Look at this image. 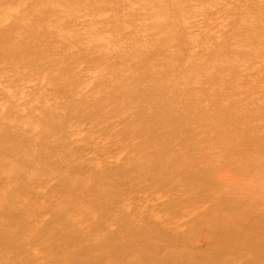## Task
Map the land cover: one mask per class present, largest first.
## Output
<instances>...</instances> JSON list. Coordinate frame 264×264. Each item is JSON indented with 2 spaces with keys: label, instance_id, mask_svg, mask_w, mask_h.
I'll list each match as a JSON object with an SVG mask.
<instances>
[{
  "label": "bare ground",
  "instance_id": "bare-ground-1",
  "mask_svg": "<svg viewBox=\"0 0 264 264\" xmlns=\"http://www.w3.org/2000/svg\"><path fill=\"white\" fill-rule=\"evenodd\" d=\"M263 74L264 0H0L4 205L58 207V264H199L189 251L204 243L221 258L201 264H264L244 217L264 198L234 197L231 184L219 201L197 199L229 174L259 187L264 109L237 108L264 106ZM242 144H260L258 157L235 154ZM222 210L236 212L235 239Z\"/></svg>",
  "mask_w": 264,
  "mask_h": 264
},
{
  "label": "rangeland",
  "instance_id": "rangeland-1",
  "mask_svg": "<svg viewBox=\"0 0 264 264\" xmlns=\"http://www.w3.org/2000/svg\"><path fill=\"white\" fill-rule=\"evenodd\" d=\"M13 5H15V4H13ZM14 7H16L15 9H17V7L19 8V5L13 6V8ZM143 12H144V10H143ZM252 15H253V13H252ZM45 25L46 24H44V26ZM138 26H140V25H137V27L135 28L136 30H134L132 26H131L132 28L130 27V30H133V34H134V32H136L134 35H137L139 33L138 31L142 30V27L141 26L138 27ZM45 27H43L44 28L43 34H46V36L48 34L49 37L47 36V38L50 39L51 38L50 37L51 33L49 34L50 29H48L47 26H45ZM46 29H48V31H46ZM45 32H47V33H45ZM105 35H106V33H103V36H105ZM58 36L59 35H57V37H56L54 35L53 36L54 40H55V37L57 39ZM119 39H121V41ZM119 39L117 40L119 43L116 41L118 43L117 45H119V46L123 45V43L125 45H127V43L129 42L128 41L129 39L124 38V37L123 38L121 37ZM143 43L144 42H141L138 44L139 45L138 48L140 47L141 50H145L149 47L148 46L146 48V46H147L146 44L149 45V43L147 41H145L146 46ZM115 46H116V43H115ZM65 56L68 57L69 54H66ZM81 59H83L82 56H81ZM101 59L104 60L105 57H101V58L99 57L98 59H96V62L102 61ZM78 60H80V58ZM82 64L83 63L80 60L79 61L80 67H83L84 64L83 65ZM82 73H84L83 70H82ZM262 77H264V74ZM252 81H253V85L251 84ZM252 81L250 82L248 87H250L251 89H254L253 88V86H254L256 88V90L255 89L254 90L256 92H258L260 88L258 87V85L255 86L256 82L254 80H252ZM254 82H255V84H254ZM246 86H245V88L249 89ZM257 88H259V89H257ZM251 89H249V90L251 91ZM263 94H264V92H263ZM261 96H262V101H263L264 95L261 94ZM256 104H258V105H256ZM259 104H261V102H259V103L256 102L255 104H249V105H239V108H237V109L239 110L240 113L241 112L248 113L250 111L249 113L252 112L253 114H257L259 112H262V110L264 109L263 108L264 106L263 107H262V105L259 106ZM211 110L214 112L220 111L219 108H211ZM227 122L232 123L231 120L227 121ZM227 122L223 123L220 126L221 132H224V131L226 132L231 128L230 123H227ZM233 124H236V120H233ZM3 142H4L3 138L0 137V143L3 144ZM13 143H14V145L17 146L20 144V140L19 139H13L11 141V144L13 145ZM254 147H256V148H254ZM259 149H261L260 144H257V146H256V144H254L252 146H245L242 144L240 146H238V145L235 146L232 150L234 151L235 154L238 153V156L241 154L243 156H251V157L257 158ZM53 154L50 155V153H49V156L47 157V161L50 163L52 162L53 163L52 165L58 163V160H60L57 152L53 153ZM213 155L218 156L219 150H215L213 152ZM53 160H54V162H53ZM262 164H264V162H262ZM41 166H43V165H41ZM3 175H2V177L6 176V175H4V176ZM229 175L232 176V174H229ZM225 176H226V174H225ZM230 176H227V179L229 178L227 180V185L221 184V186H220L221 190L215 189L214 192L200 193L197 197L198 201L203 202L205 205L208 203H213L214 201H219L223 194L231 193L232 188L230 186H233L231 184H235V185L240 186L239 188H237V190L233 189L235 191V193H232V195L234 197H239V198L240 197L241 198L247 197V196H249L248 194L252 193V196H254V194H255V195H259L262 198H264V187H262V185H264V176L259 178V180H257L256 185H258L259 187L253 186L249 189H248V187H245V185L251 181L250 178H244V177H242V175L232 176L231 178H230ZM35 179H36V182L38 181V179L40 181V178L37 179L35 177ZM210 179L208 178L206 181H210ZM245 181H246V184H245ZM247 181H248V183H247ZM38 182L36 183L37 186H39ZM57 182H56V185L58 188ZM4 196H5V194L0 191V262L2 263L5 261H9L10 264H58V239L61 237V233H62L61 230H58V226L60 228L63 227V224L61 225L60 222L58 221V207H53V205H52V208H51V206L45 205L46 202H44V200H38L37 201L36 198L23 197V200H21L18 203V205H16L18 207H16V209H14L13 211H10L9 207H6V205H4V203H3ZM33 197H35V196H33ZM41 198L45 199V197H41ZM136 200L138 202L137 204H143L144 201H146V199L143 200L141 197L136 198L135 202H136ZM232 205L235 207L234 203H232ZM234 211L230 212L229 210H225V211L222 210L220 212L219 223L221 222L220 224H223V225H227V224L232 225V226H227L229 230H226L224 232V237L226 239L227 238L228 239H231V238L235 239L236 230H235V226H234V221L236 220V212H234ZM248 211H249L248 214L244 217L248 221L250 220V222L252 223L251 225H255L251 232L252 233H256V232L258 233L257 236L259 237L258 238L259 240H257V243H258L257 246L259 247V249L262 250L264 248V242H263L264 241L263 240L264 234H262V231H264V221L263 222H259V221H261L260 216L264 215V199H262L261 202H258L255 204H253V203L250 204ZM163 213H164V211L157 212L156 215L154 214V216L158 217L160 214V217H165L166 215ZM188 215H190V213H188ZM115 221H116V219L114 217L109 218L107 220L108 223H115ZM85 223H86V221H85L84 217H80L77 219L75 226L78 225L77 227H79V225H82ZM34 225H36V226H34ZM49 227H50V229H49ZM41 242H43L44 244H41ZM231 243L232 242H230V244ZM189 245L191 246L192 244H189ZM43 247H45L46 249ZM193 247H194V245H192V248ZM190 248L191 247H189L188 249L190 250ZM50 251L51 252L53 251V252L51 253ZM225 251H227V249ZM189 252L191 254H193L192 258H195V260H197V262L199 264H201V261H203V260H208L211 258L212 259L221 258L218 256L219 253H218V250L216 251V245L214 243H204V244L200 245V247L195 245V247ZM228 253H222V255L224 254L223 256H226V255H228ZM142 254H144V253H142ZM158 256L163 257V254L158 255ZM188 259L190 260L191 258L188 257Z\"/></svg>",
  "mask_w": 264,
  "mask_h": 264
}]
</instances>
